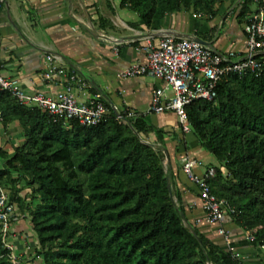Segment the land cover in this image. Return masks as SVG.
<instances>
[{"label":"trees","instance_id":"1","mask_svg":"<svg viewBox=\"0 0 264 264\" xmlns=\"http://www.w3.org/2000/svg\"><path fill=\"white\" fill-rule=\"evenodd\" d=\"M236 1L122 0L121 7L153 29L179 12L213 20ZM254 3L238 1L240 22H247ZM217 92L213 100L187 106L189 123L200 146L218 161L209 178L212 192L228 202L234 212L227 215L260 246L264 71L227 73ZM104 102L109 112L97 125L87 126L54 121L42 109L0 92L2 127L17 125L22 139L12 151L0 146V186L16 205L15 224L22 218L31 221L39 241L31 249L32 259H42L41 264H240L188 222L164 165L166 133L143 114L123 111L119 118ZM11 254L0 227V264H12Z\"/></svg>","mask_w":264,"mask_h":264},{"label":"crops","instance_id":"2","mask_svg":"<svg viewBox=\"0 0 264 264\" xmlns=\"http://www.w3.org/2000/svg\"><path fill=\"white\" fill-rule=\"evenodd\" d=\"M238 1L225 5L213 20L179 12L167 15L150 29L136 13L121 7L122 0H6L0 8L1 56L6 74L18 77L28 92L39 90L53 95L64 88L63 77H58L56 82L43 80L46 57L55 54L60 66L84 82L82 86L75 85L80 101L101 94L119 113L145 115L166 133L164 165L171 174V187L181 195L188 222L226 247L227 240L218 232L219 226H223L230 231L229 242L244 254L247 264H264V249L255 246L248 239V232L238 227L229 215L220 224L207 220L199 188L183 171V163L185 157L194 158L195 172L204 175L218 161L200 146L192 130L183 131L175 112L157 115L150 111L152 90L163 86V81L150 76H118L132 63L145 61L141 47L147 38H137L145 33H150L156 42L167 35L211 36L206 40L217 51L243 52L247 35L245 22L238 20ZM0 132V146L7 150L15 143L13 137L19 136L17 143L22 140L17 125L5 131L1 127ZM5 132L10 135L7 143L3 142ZM152 138L155 139V134ZM24 223L20 219L14 228L21 232Z\"/></svg>","mask_w":264,"mask_h":264},{"label":"built area","instance_id":"3","mask_svg":"<svg viewBox=\"0 0 264 264\" xmlns=\"http://www.w3.org/2000/svg\"><path fill=\"white\" fill-rule=\"evenodd\" d=\"M5 1L0 0V8ZM254 2L253 12L244 26L247 38L243 52H219L212 46L201 44L190 37L167 35L158 42L149 37L141 47L145 61L132 63L120 71L118 76H150L162 80L164 85L152 90L150 111L157 115L167 111L175 112L183 131L190 132L187 106L198 99L216 98L218 83L223 75L236 73L242 76L247 72L260 75L264 71V0ZM116 52L118 53V49ZM46 58L47 68L43 80L56 82L58 77H63L66 80L64 88L53 95L39 90L28 92L18 77L6 74L0 41V92L8 91L21 104L42 109L54 121L69 123L77 120L87 126L100 123L109 112L102 95H95L88 101H80L75 92V85L82 86V79L60 66L57 55L48 54ZM3 119V111L0 108V130ZM196 165L194 158L185 157L183 171L199 188L207 220L212 224H220L225 216L234 210L226 200L218 198L212 192L209 178L214 175V168H209L204 175H199L195 172ZM15 214L16 205L11 201L9 191L0 186V227L3 239L5 245L12 250V264H24L22 253L12 241L16 237ZM218 232L228 242L226 249L240 260V264H247L244 254L229 242L230 231L219 226ZM247 237L252 242L255 240V236L250 233ZM260 247L264 249V243ZM36 262L37 259L33 260L32 264H37Z\"/></svg>","mask_w":264,"mask_h":264},{"label":"rangeland","instance_id":"4","mask_svg":"<svg viewBox=\"0 0 264 264\" xmlns=\"http://www.w3.org/2000/svg\"><path fill=\"white\" fill-rule=\"evenodd\" d=\"M6 130H8V129H6ZM4 131H5V129H4ZM20 129H19V133H20ZM18 133V134H19ZM6 134V135H5ZM5 137H3V142L4 143H7V141H8V138L10 137V135L7 133V132H5ZM14 136V135H13ZM19 137V136H18ZM17 136H15V138L13 137V139H14V142L15 143H13V144H11L10 146L12 147V149H10V151H12L13 150V147H14V144H16L17 143V138H18ZM1 140V139H0ZM0 145H1V142H0ZM0 163H1V161H0ZM27 192L26 191H24L23 192V194H26ZM18 207V206H17ZM17 211L19 212V213H21L20 211H19V209H17ZM19 215H21V214H19ZM22 219H24L25 220V223L23 224V226H22V231L21 232H18L15 228H14V230H16L15 231V234H16V237L14 238V239H12V241H13V243L17 246V244H19L21 247H23V250L21 249V250H18V251H20V253H22V258H24V264H32L33 263V259H32V254H31V249L33 248V247H36V246H38L39 245V241H38V238H37V235H36V233L34 232V230H33V226H32V224H31V221L28 219V218H22ZM23 223V222H22ZM16 225L17 224H15V226L14 227H16ZM18 242V243H17ZM18 247V246H17ZM41 261H42V259H40V258H38L37 259V264H41Z\"/></svg>","mask_w":264,"mask_h":264},{"label":"water","instance_id":"5","mask_svg":"<svg viewBox=\"0 0 264 264\" xmlns=\"http://www.w3.org/2000/svg\"><path fill=\"white\" fill-rule=\"evenodd\" d=\"M152 35L150 33H145V34H142V35H139L137 38H149L151 37ZM181 37H190L192 39H194L195 41L201 43V44H204V45H207V46H212V43L199 37V36H192L190 34L186 35V36H181ZM114 110L116 111V113L118 114V116H121L120 113L117 111L116 108H114ZM126 122H128L127 119H124ZM157 147H161V145H157Z\"/></svg>","mask_w":264,"mask_h":264}]
</instances>
